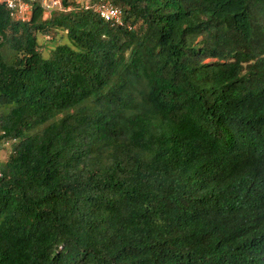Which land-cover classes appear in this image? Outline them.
Instances as JSON below:
<instances>
[{
  "label": "trees",
  "instance_id": "obj_1",
  "mask_svg": "<svg viewBox=\"0 0 264 264\" xmlns=\"http://www.w3.org/2000/svg\"><path fill=\"white\" fill-rule=\"evenodd\" d=\"M106 1L0 3V264H264V0Z\"/></svg>",
  "mask_w": 264,
  "mask_h": 264
},
{
  "label": "built area",
  "instance_id": "obj_2",
  "mask_svg": "<svg viewBox=\"0 0 264 264\" xmlns=\"http://www.w3.org/2000/svg\"><path fill=\"white\" fill-rule=\"evenodd\" d=\"M38 2L46 13L65 12L71 10V5L64 4L61 0H0L9 11V14L15 19H28L31 11V5ZM83 9H91L102 19L110 21L112 24H122L121 10L113 3L106 0H96L95 2H85L81 5ZM11 141H14L13 139ZM3 142V143H2ZM0 147L10 144L8 140L1 141ZM7 148V147H6Z\"/></svg>",
  "mask_w": 264,
  "mask_h": 264
},
{
  "label": "clouds",
  "instance_id": "obj_3",
  "mask_svg": "<svg viewBox=\"0 0 264 264\" xmlns=\"http://www.w3.org/2000/svg\"><path fill=\"white\" fill-rule=\"evenodd\" d=\"M62 1V0H61ZM89 0H74V2L76 3V5H73V4H69L68 3V5H71V9H81L82 7H81V5L82 4H84L85 2H88ZM63 2V1H62ZM34 3H37L38 5H39V3L38 2H34ZM64 3V2H63ZM112 3V2H111ZM65 4V3H64ZM3 5V4H2ZM115 5V4H114ZM4 6V5H3ZM32 6H33V3H32V5H31V11H30V15H29V17H28V19L30 18V16H31V12H32ZM40 6V5H39ZM116 6V5H115ZM41 7V6H40ZM6 8V7H5ZM42 8V7H41ZM7 9V8H6ZM8 10V9H7ZM42 11H43V15H47V16H49L51 13H54V12H51V13H46L44 10H43V8H42ZM56 12V11H55ZM65 12H69V10L68 11H65ZM8 13H9V11H8ZM10 15V14H9ZM11 16V15H10ZM12 17V16H11ZM15 19V18H14ZM28 19H24V20H28ZM121 19H122V17H121ZM17 20H22V19H17Z\"/></svg>",
  "mask_w": 264,
  "mask_h": 264
},
{
  "label": "rangeland",
  "instance_id": "obj_4",
  "mask_svg": "<svg viewBox=\"0 0 264 264\" xmlns=\"http://www.w3.org/2000/svg\"><path fill=\"white\" fill-rule=\"evenodd\" d=\"M43 17H47V15H43ZM6 151L2 147H0V158L5 155Z\"/></svg>",
  "mask_w": 264,
  "mask_h": 264
}]
</instances>
